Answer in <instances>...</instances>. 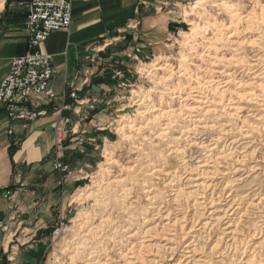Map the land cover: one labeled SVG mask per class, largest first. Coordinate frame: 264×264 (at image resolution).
Returning <instances> with one entry per match:
<instances>
[{"label": "rangeland", "instance_id": "rangeland-1", "mask_svg": "<svg viewBox=\"0 0 264 264\" xmlns=\"http://www.w3.org/2000/svg\"><path fill=\"white\" fill-rule=\"evenodd\" d=\"M5 4L0 0V14ZM158 8L171 31L158 52L136 56L140 18L96 47L94 74L102 73L109 88L88 106L107 113L112 124L97 142L94 165L78 171L70 206L47 230L45 264H101L108 249L124 254L119 264H128L121 250L148 242L142 234L154 220H147L160 209L184 221L186 231L172 234L171 245L164 233L151 234L149 253L140 249L139 255L177 264L191 244L192 264H264V0H162ZM199 100L209 110L199 114L206 131L199 127L176 144L172 130L157 138L172 114L193 128L182 110L198 107ZM225 101L227 107L218 110L216 104ZM192 140L201 145L189 147ZM175 147L179 154L173 155ZM214 155L224 160L207 190L212 188L214 203L180 212L177 205L189 201L175 191L186 192L193 166L210 164ZM156 167L161 174H153ZM10 262L0 256V264Z\"/></svg>", "mask_w": 264, "mask_h": 264}, {"label": "crops", "instance_id": "crops-1", "mask_svg": "<svg viewBox=\"0 0 264 264\" xmlns=\"http://www.w3.org/2000/svg\"><path fill=\"white\" fill-rule=\"evenodd\" d=\"M30 1L6 0L1 11L0 84L12 60L28 51L25 23ZM161 2L76 0L70 28L51 33L40 46L52 55L56 69L51 83L56 98H35L38 109L47 115L20 121L0 109V256H7L10 264H45L47 230L70 206L78 171L94 165L97 142L109 135L111 118L88 106L91 97L98 98L109 88L107 78L102 73L92 75L90 84L78 93L79 101L66 96L68 85L80 83L79 73L86 66L95 73L90 59L96 56L97 45L117 37L135 18H140L133 44L140 47L136 56L158 52L171 33L169 21L159 12ZM62 117L72 123L66 141L56 147L55 123ZM56 160L67 165L70 174L56 170ZM8 190L11 198L4 197ZM22 239L24 243L13 245Z\"/></svg>", "mask_w": 264, "mask_h": 264}, {"label": "built area", "instance_id": "built-area-1", "mask_svg": "<svg viewBox=\"0 0 264 264\" xmlns=\"http://www.w3.org/2000/svg\"><path fill=\"white\" fill-rule=\"evenodd\" d=\"M75 1L31 0L27 4L25 28L28 51L12 60L10 72L0 84V109L11 119L36 121L47 115V111L38 109L35 98L37 96H44L48 100L56 98L51 87L56 69L52 55L43 53L40 46L51 33L70 28ZM95 59L96 56L90 59L91 65H94ZM79 74L80 83L75 86L69 84L66 92V96L77 101L78 93L89 84L94 73L92 74L90 68L86 66ZM71 123L72 119L67 117H62L55 123L56 147L66 141V132ZM54 166L63 174H70L69 167L59 160L55 161ZM4 197L11 198V192L6 191Z\"/></svg>", "mask_w": 264, "mask_h": 264}, {"label": "bare ground", "instance_id": "bare-ground-1", "mask_svg": "<svg viewBox=\"0 0 264 264\" xmlns=\"http://www.w3.org/2000/svg\"><path fill=\"white\" fill-rule=\"evenodd\" d=\"M162 69H164V68L163 67H159L158 68V70H162ZM226 92L227 91H225V90H220L219 94L220 95H224V93H226ZM206 99H208V98H206ZM202 101L201 100L197 101V104H198L197 106L198 107H196V106L195 107H190V106L185 105V108H183V110H182V112L185 111L184 117L188 116V119L187 118L186 119L187 120H190L193 123V126H192L193 128L181 126L179 124L180 122L179 123L176 122V119H175L174 116H173L174 118H172V115H173L172 114L171 115V118H170V121H168L167 123H165V124L162 125V127L164 128V129H162V130H164L163 134H161V133L156 134V135H158L157 138L166 139L165 135L168 134V133H170L171 130H172L174 134H172V132L169 134L170 142L176 144V143H180L178 141H182L184 138L187 139L188 136L195 135L197 132H200V130L197 129L199 127H200L199 129H203L204 131H206L207 130V126L203 127L201 125L203 123V120L200 118L199 114L200 113L201 114L203 113V115H204L206 113H209V110L205 112V108L201 107L203 104H206L207 103V102H204V101L202 102ZM226 101L223 102V103L221 102V103L216 104V108L218 110H221L223 108H226L227 105H228L226 103ZM179 113H180V111H179ZM169 114H171V113H169ZM176 134H179V136L177 137ZM246 135H245V137L247 138ZM190 142H192V145L189 146L191 148L192 147L198 148L201 145V143L197 144V141H195V140H192ZM216 144L217 143H214V144H211V146H209V148L210 147L212 148L210 150V151H212V153L216 149ZM212 146H214V147H212ZM175 148L176 149H173V151L171 153L173 155L179 154L178 147H175ZM183 150H185V148ZM223 162H224V160L221 159V156L215 158V155H214L213 156V159L210 161V164H207L208 162L200 161L199 163H196L193 166V168L190 171H191V173H194V174H191L193 176L192 179H190V178L187 179V186H188L187 191L186 192H183V191H181V189H177L175 191V193H174L175 196L180 195L185 200H188L189 201V204H187V205H184V204H178L177 205L181 209L180 212H183L184 211V209H185L184 206H186V207L197 206V203L198 202H204L205 201V202H208L210 204H213L214 203L213 200H211V198H209V196H210L209 195V192H210V190L212 188L209 191H207V190H208V188L211 185V182H212L211 180L213 178H215L216 175L219 173V168L221 167V165L223 164ZM234 169L235 168H233L231 170L234 171V173H236L237 170H234ZM162 171H163V169L161 167H156L155 168V172H153V174L154 173L161 174ZM168 186H169V184H168ZM149 188H152V187H149ZM169 188H172V186L170 185ZM151 192L152 191H150L149 193H151ZM149 198L150 197H148L147 199H149ZM153 199H154V197L152 198V200ZM201 204L202 203H200L199 205H201ZM213 209L214 210H217V207L216 208H213ZM171 215H172V212L171 211L170 212H168V211H162V209L157 210L156 214L154 215V216H157V217H151L148 220L146 219L147 222L154 220V226L148 228L147 230H144V232L142 234V238L145 240V238H148L149 237L148 238V242H147V243H149L150 238L152 237L151 234L157 235L156 232H161V233H164V234H162V236L164 237V241L167 242V245H171L172 244V242H171L172 240H170L171 238L176 237L178 233L181 234L182 231H186V229L184 230V226H185L184 224H185V222L184 221L181 222V220H179V218H173ZM185 217H186V215H184L183 217H181V219H185ZM157 227H160V229L158 231H157ZM192 229H193V226H191L190 230H192ZM172 234H174V237H171ZM137 235H138L137 233L132 234V235H129V237H128V238H130V241L129 242L130 243H133L132 240L135 239L137 237ZM147 243L146 244L145 243H142L144 245L141 244V247H139L137 244H132V246L130 245V248H127L126 250H121V252H125L126 251L127 257L129 259V263L128 264H132L133 262H134L133 264H165V260L164 259L159 258V261L156 260L157 256H154L155 259H150V258H152V255H150V254H149V256L147 258L144 257V256L139 255L140 254V252H139L140 249H143V252H148L147 250L152 247L151 243H149V244H147ZM192 243L194 244L195 243V240ZM176 247H178V246H176ZM108 250H110V251L107 252ZM108 250L107 251L105 250L106 254L108 255V256H106L108 259H106L104 261V263H101V264H119L121 261H123V258H125V255L122 254V253L119 254V255L116 254L117 256H114L112 250L111 249H108ZM195 253H196L195 247L190 244L186 248V254H184V256L182 257L183 260H180L177 264H192L193 263L192 262V258L195 256Z\"/></svg>", "mask_w": 264, "mask_h": 264}]
</instances>
